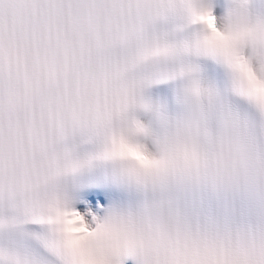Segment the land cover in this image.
Segmentation results:
<instances>
[{
	"label": "snow or ice",
	"instance_id": "6c2138e0",
	"mask_svg": "<svg viewBox=\"0 0 264 264\" xmlns=\"http://www.w3.org/2000/svg\"><path fill=\"white\" fill-rule=\"evenodd\" d=\"M0 264H264V0H0Z\"/></svg>",
	"mask_w": 264,
	"mask_h": 264
}]
</instances>
